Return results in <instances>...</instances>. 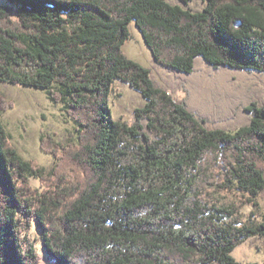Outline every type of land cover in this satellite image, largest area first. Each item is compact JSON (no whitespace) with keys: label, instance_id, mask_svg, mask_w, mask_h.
Returning a JSON list of instances; mask_svg holds the SVG:
<instances>
[{"label":"trees","instance_id":"obj_1","mask_svg":"<svg viewBox=\"0 0 264 264\" xmlns=\"http://www.w3.org/2000/svg\"><path fill=\"white\" fill-rule=\"evenodd\" d=\"M181 1L2 0L0 84L44 91L75 138L41 135L49 168L22 158L0 91V264L41 263L32 224L48 264H242L234 249L264 239V105L210 129L122 51L133 23L155 67L264 74V0ZM113 84L144 100L131 125L111 116Z\"/></svg>","mask_w":264,"mask_h":264},{"label":"rangeland","instance_id":"obj_2","mask_svg":"<svg viewBox=\"0 0 264 264\" xmlns=\"http://www.w3.org/2000/svg\"><path fill=\"white\" fill-rule=\"evenodd\" d=\"M166 1L184 5L181 0ZM2 5L3 2L0 0V6ZM188 6L192 10H198L202 7V0H189ZM128 30L129 39L122 46L125 56L149 68L154 83L165 89L176 104L184 105L198 119L205 120L208 128L230 131L238 129L248 123L250 115L245 110L250 108L251 104L264 105V74L230 69L214 71L200 59L197 60L192 75L173 73L153 66L150 52L133 23L128 25ZM0 91L11 104L1 114V122L9 135L11 145L22 158L33 160L38 165L49 168L54 163V159L41 150V135L50 134L57 141L74 139L73 122L60 106L48 100L42 90L0 84ZM143 104L144 100L138 92L126 86L113 84L109 100L112 118L131 125L133 110ZM31 185L33 188H39V183L35 180H31ZM259 204V214H262L264 194ZM251 212L252 208L248 205L242 208L243 222H251L249 216ZM26 236L39 255L40 264H48L44 259L38 241V232L33 224L26 232ZM256 248L259 250L257 251ZM231 255L242 264H264V239H248L238 245Z\"/></svg>","mask_w":264,"mask_h":264}]
</instances>
